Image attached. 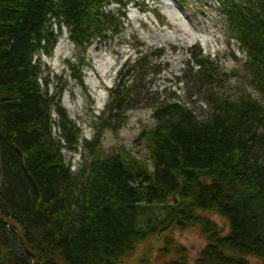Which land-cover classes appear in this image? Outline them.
<instances>
[{
    "label": "trees",
    "instance_id": "trees-1",
    "mask_svg": "<svg viewBox=\"0 0 264 264\" xmlns=\"http://www.w3.org/2000/svg\"><path fill=\"white\" fill-rule=\"evenodd\" d=\"M212 1L262 99L222 91L224 71L202 53L178 78L186 101L150 91L147 80L161 68L139 51L119 69L93 126L116 131L127 108L150 110L154 126L142 137L151 165L128 152L105 155L100 133L84 139L42 61L66 29L82 55L67 68L83 85L87 50L114 24L119 32L108 7L126 1L0 0V264H124L153 236L165 243L163 257L178 256L186 251L174 231L193 229L208 242L196 264H252L247 256L264 264V0ZM199 95L206 108L196 106ZM81 145L87 161L72 171L63 151L75 155ZM210 214L228 220L227 235Z\"/></svg>",
    "mask_w": 264,
    "mask_h": 264
},
{
    "label": "rangeland",
    "instance_id": "rangeland-1",
    "mask_svg": "<svg viewBox=\"0 0 264 264\" xmlns=\"http://www.w3.org/2000/svg\"><path fill=\"white\" fill-rule=\"evenodd\" d=\"M125 1L126 5L122 9H118L117 5L108 7V11L118 14L116 23L119 32H115L117 27L114 24L106 39H97L87 50L84 60L87 65L82 67L83 85L67 70V62L76 55L79 60L82 55L81 50L69 40L66 29L63 28V35L52 57L42 56L46 66L45 78L52 92L65 89L62 102L70 119L82 129L83 138L89 142L98 133L101 134L100 143L105 155L128 152L152 165L148 140L142 137L144 130L154 126L155 120L150 110L141 106L127 108V120L116 131L99 130L97 133L93 126L96 117L104 112L110 101L109 90L117 83L119 69L127 59L135 58L139 51L150 53L149 61L161 68L158 75H151L147 80L150 91L157 90L162 94L167 91L170 96H176L178 100L184 97L186 101L185 83L178 78L183 79L186 71H190L188 62H191L192 67L197 62V55L202 53L224 71L217 85L222 91L235 98L262 99L261 94L250 84V75L244 64L247 56L233 38L218 3L212 0ZM52 27L56 29V26ZM156 51L164 52L159 56ZM209 88L203 86V91ZM200 98L203 100L202 95L198 96L196 106L206 108L201 105ZM56 135L60 139L58 131ZM64 152L67 163L73 166L72 171L80 170L89 155L84 145L79 147L75 155ZM209 217L221 227L222 235L229 233L230 226L226 218L218 214H210ZM173 239L175 246L184 248L185 254L175 256L172 252L163 257L165 243L161 241V244H155L157 240L153 236L138 244L134 254L124 264H182L184 256L187 264H196L201 251L208 244L196 229L175 230ZM246 258L252 264L261 263L257 258Z\"/></svg>",
    "mask_w": 264,
    "mask_h": 264
},
{
    "label": "bare ground",
    "instance_id": "bare-ground-1",
    "mask_svg": "<svg viewBox=\"0 0 264 264\" xmlns=\"http://www.w3.org/2000/svg\"><path fill=\"white\" fill-rule=\"evenodd\" d=\"M65 94V93H64ZM64 151H66V150H64ZM63 151V153H64V155H65V152ZM69 152V151H68ZM71 155H72V153H71Z\"/></svg>",
    "mask_w": 264,
    "mask_h": 264
}]
</instances>
